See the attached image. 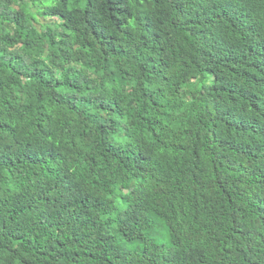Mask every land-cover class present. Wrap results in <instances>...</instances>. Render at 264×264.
<instances>
[{
    "label": "trees",
    "instance_id": "trees-1",
    "mask_svg": "<svg viewBox=\"0 0 264 264\" xmlns=\"http://www.w3.org/2000/svg\"><path fill=\"white\" fill-rule=\"evenodd\" d=\"M21 1L0 0V264H264V0Z\"/></svg>",
    "mask_w": 264,
    "mask_h": 264
},
{
    "label": "rangeland",
    "instance_id": "rangeland-1",
    "mask_svg": "<svg viewBox=\"0 0 264 264\" xmlns=\"http://www.w3.org/2000/svg\"><path fill=\"white\" fill-rule=\"evenodd\" d=\"M21 1V0H20ZM56 0H22V6L25 9L26 13H30L31 15V7L34 11H40L42 9H44L46 6L48 5H53L55 4ZM32 4V5H31ZM17 7H15L14 9H16ZM40 21H44L43 17L39 18ZM39 29L43 30V27L38 25ZM158 241L160 244L163 245H171V241H170V237L168 232L165 229H160L159 231V236H158ZM124 249V251L126 252H140L142 250L141 245L139 243H126L121 241L120 243Z\"/></svg>",
    "mask_w": 264,
    "mask_h": 264
}]
</instances>
